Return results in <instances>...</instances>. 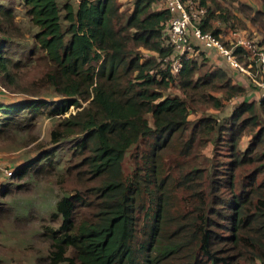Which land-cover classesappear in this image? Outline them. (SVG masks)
Listing matches in <instances>:
<instances>
[{
	"label": "trees",
	"instance_id": "trees-1",
	"mask_svg": "<svg viewBox=\"0 0 264 264\" xmlns=\"http://www.w3.org/2000/svg\"><path fill=\"white\" fill-rule=\"evenodd\" d=\"M157 1L134 0L126 16L119 0H78L77 5L21 0L36 28V60L44 62L40 82L61 98L57 105L37 95L20 104L0 102L5 114L0 130L17 127L24 111L42 107L61 117L74 106L77 110L59 118L50 131V143L75 137L76 167L83 168L75 175L90 182L55 201L48 220L60 219L56 226L41 225L47 253L39 259L46 264H264V98L239 103L229 114V126L203 114L188 129L190 111L221 109L247 90L232 82L227 69L202 70L203 61L183 59L176 74L170 61L164 68L172 52L163 38L170 14L154 10ZM193 1L206 9L197 23L203 33L219 36L214 19L235 28L238 17L216 0L213 5ZM232 1L250 15L246 20L264 25V0H259L261 9ZM14 32L12 10L1 9L0 86L8 92L17 91L12 59L5 54ZM140 48L155 56L143 57ZM233 55L264 82L259 62L241 47H234ZM174 82L180 93L165 95ZM245 129L252 139L245 153L236 152ZM226 131L233 158L222 183L212 159L207 158L209 167H201L200 157ZM132 148V167L125 174L123 161ZM54 154L45 150L27 167L36 174L52 164ZM244 166L249 181L239 195L233 182ZM25 172L23 167L12 175Z\"/></svg>",
	"mask_w": 264,
	"mask_h": 264
},
{
	"label": "rangeland",
	"instance_id": "rangeland-1",
	"mask_svg": "<svg viewBox=\"0 0 264 264\" xmlns=\"http://www.w3.org/2000/svg\"><path fill=\"white\" fill-rule=\"evenodd\" d=\"M71 1L74 5H77L78 0ZM119 1L122 4L121 12L126 16L129 15L134 0ZM237 1L241 2L240 0ZM216 2L228 8L229 11L238 17L237 20H233L235 28L229 27L230 25L227 26L228 24L224 22L221 23L218 19L212 21V27L218 26L219 28L220 33L218 34V38L221 41L227 42L224 37L229 35L232 38L234 33H238L242 38L254 39L258 43V46L262 45L261 47L264 48V25L262 26L258 22L250 23L246 20L250 15L246 13V10H238V3L236 1L216 0ZM213 4L211 0H207V5ZM7 8L12 10L14 14L15 32L13 36L7 37L8 43L5 46V54L12 59L13 65L10 66V69L16 79L14 86L17 87V91L8 92L0 86V94H4L2 99L8 104H20L23 100L32 99L34 95H37L39 98L48 102L53 101L52 103L57 105L61 97L54 90L46 85L44 86L40 82V78L43 75L44 62L36 60L37 47L33 39L36 28L25 16L21 0H0V10ZM222 32H224V35H221ZM3 36L1 35L0 38H3ZM140 51L143 57L155 56L154 52L142 48H140ZM201 54L200 61H207L203 53ZM169 61L170 63L173 61L171 57L169 60H164L162 66L164 65V68L165 66L167 67ZM205 64L202 70L209 68L207 62ZM240 67L232 68L238 70V72L248 69H244L242 65ZM250 74L252 80L249 81L256 85L253 78L257 79L252 73ZM250 85V91H258L254 87L255 85L252 86L251 83ZM246 89L248 91V87ZM29 92L33 95H30ZM163 93L165 95H175L180 92L176 86V82H174ZM213 94L220 95L218 92H214ZM257 96V98H260L259 92ZM3 100L2 102H4ZM242 101L243 96L235 97L226 101L221 109L205 108L197 112L190 111L188 129L203 114H213L219 123L223 122L227 126L231 125V120L228 118L229 114ZM86 103L83 102L82 106ZM39 110L29 111V114H26L27 116L24 111L18 117L17 127L8 125L3 126L0 130L3 131L0 134V181L1 185L3 184L2 187L5 189L1 192L2 195L0 196V254L4 259L10 256L11 261L17 263H20L17 260L18 258H23L29 264L31 262L34 264L38 262L46 264L39 259L47 253V242L45 238L41 237L43 230L41 225L56 226L60 222V219L52 223L48 220L51 213L55 211V201L64 194L90 184V182H85L86 177L80 180L75 175L76 171L79 172L83 169L82 167H76L79 158L72 151V146L76 140L75 137L62 140L58 143H50V131L56 125L59 118L67 116L69 113H74L77 108L72 105L69 106L66 113L61 115V117L49 115V111L42 107ZM4 115L0 112V119L4 120ZM147 118L151 123L150 114L147 115ZM229 134L228 131L224 132L217 144H207L202 149L203 154L200 157L201 165H199L201 167H209L210 164L207 158L212 159L216 169L219 170V180L222 183L228 180L227 168H231V160L233 158V153L230 152L231 149L229 148L230 142L228 143L229 140H226ZM251 139L252 133L246 132L245 129L239 140L236 152L245 153ZM194 149L198 150L197 148ZM45 150H55L52 164H44L41 167L42 170L40 169L41 171L34 174L35 168L27 167V164L39 157L41 152ZM193 152L191 155H193ZM133 153L134 149L132 148L124 158L123 171L125 174L131 170V155ZM40 164L43 165V161ZM67 166L71 169V173H67V170H65ZM23 167L26 169L23 177L18 178L12 175ZM4 170L9 171V175ZM240 170L242 172L234 178L235 182H233L236 185L234 192L239 195L242 194L241 190L243 186L249 181V172H246V166ZM256 180L259 182L260 176Z\"/></svg>",
	"mask_w": 264,
	"mask_h": 264
},
{
	"label": "built area",
	"instance_id": "built-area-1",
	"mask_svg": "<svg viewBox=\"0 0 264 264\" xmlns=\"http://www.w3.org/2000/svg\"><path fill=\"white\" fill-rule=\"evenodd\" d=\"M163 10L169 12L170 17L163 28L164 43L171 47L170 65L172 74H176L183 59H191L190 53L194 49L192 40L207 50H214L218 58L231 67H240L233 55L234 47H241L249 55L250 60L259 62L264 72V48L258 46L254 39L242 38L234 33L225 46L220 38L203 33L197 23L204 17L206 9L192 0H161ZM168 59V58H167ZM165 59V60H167ZM244 68V67H243ZM246 69V68H244ZM260 88V98H264V82L255 80ZM9 175V171H6Z\"/></svg>",
	"mask_w": 264,
	"mask_h": 264
},
{
	"label": "crops",
	"instance_id": "crops-1",
	"mask_svg": "<svg viewBox=\"0 0 264 264\" xmlns=\"http://www.w3.org/2000/svg\"><path fill=\"white\" fill-rule=\"evenodd\" d=\"M240 1L249 5L253 9H261V4H260L259 0H240ZM132 7H133V4L131 5V8ZM152 8L154 10H161V9L163 10L161 0H158L156 3H153ZM221 35H224V32H222ZM230 38L231 37L229 35L224 37V39L227 42L230 40ZM192 43L194 44V46H193L194 49L190 53L191 59L200 61V58L202 55L201 53H203L204 57L207 59V61L203 60V62H207V64L210 66V69H215V68L227 69L228 68L227 64H225L223 61H221L218 58V56L214 50H207V49L202 48L201 46H197V44L193 40H192ZM229 68H231V69H229ZM229 68L227 70L231 76L232 82L234 84L241 85L245 88L248 87L247 94L245 97H243V100H247V101L249 100L250 101L253 99H257L258 91L257 90L250 91L251 89L249 88V86L251 87L250 83L252 84V86H254L253 82L249 81V80H252V76L249 73L250 71L246 70V71L238 72V70L233 69L231 66ZM2 97H4V94H0V102H2V100H3ZM3 101L4 102H2V103H7L5 100H3ZM2 185H1V181H0V196L2 195L1 192L5 190L2 187ZM3 248H4V246H3ZM17 260H19L20 263L11 261L10 256H8L6 259H4L3 256L0 254V264H29V263L25 262V260L23 258L22 259L18 258ZM31 264H34V263L31 262Z\"/></svg>",
	"mask_w": 264,
	"mask_h": 264
}]
</instances>
